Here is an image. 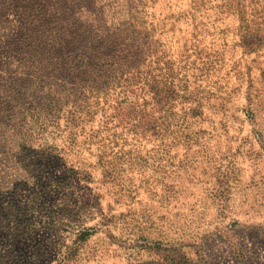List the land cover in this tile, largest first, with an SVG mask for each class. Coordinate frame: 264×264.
<instances>
[{"label":"rangeland","instance_id":"rangeland-1","mask_svg":"<svg viewBox=\"0 0 264 264\" xmlns=\"http://www.w3.org/2000/svg\"><path fill=\"white\" fill-rule=\"evenodd\" d=\"M0 264H264V0H0Z\"/></svg>","mask_w":264,"mask_h":264},{"label":"trees","instance_id":"trees-1","mask_svg":"<svg viewBox=\"0 0 264 264\" xmlns=\"http://www.w3.org/2000/svg\"><path fill=\"white\" fill-rule=\"evenodd\" d=\"M101 46L98 48V50H100Z\"/></svg>","mask_w":264,"mask_h":264}]
</instances>
